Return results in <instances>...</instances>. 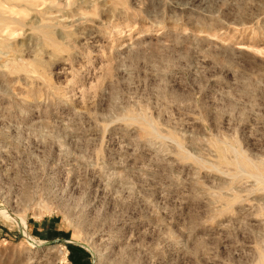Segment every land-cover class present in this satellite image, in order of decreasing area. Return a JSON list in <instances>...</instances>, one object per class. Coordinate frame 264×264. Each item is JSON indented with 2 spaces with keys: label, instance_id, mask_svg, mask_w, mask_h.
<instances>
[{
  "label": "rangeland",
  "instance_id": "rangeland-1",
  "mask_svg": "<svg viewBox=\"0 0 264 264\" xmlns=\"http://www.w3.org/2000/svg\"><path fill=\"white\" fill-rule=\"evenodd\" d=\"M0 264H264V0H0Z\"/></svg>",
  "mask_w": 264,
  "mask_h": 264
},
{
  "label": "bare ground",
  "instance_id": "bare-ground-1",
  "mask_svg": "<svg viewBox=\"0 0 264 264\" xmlns=\"http://www.w3.org/2000/svg\"><path fill=\"white\" fill-rule=\"evenodd\" d=\"M3 4H4V3H3ZM42 14H43V13H42ZM45 15H46V14H45ZM4 18H5V17H4ZM8 19H10V18H8ZM39 19H41V18H39ZM43 19H44V18H43ZM1 21H2V19H1ZM33 21H34V20H33ZM34 22H35V21H34ZM37 22H38V21H37ZM17 23H18V22H17ZM38 23H39V22H38ZM44 23H45V22H44ZM19 24H20V23H19ZM39 24L41 25V23H39ZM35 25H36V23H35ZM35 25H34V26H35ZM40 25H39V26H40ZM22 26H23V25H22ZM22 26H21V27H22ZM37 26H38V25H37ZM39 26H38V27H39ZM44 26H45V25H44ZM23 27H24V26H23ZM35 27H36V26H35ZM38 27H36L35 29L37 30ZM40 27H41V26H40ZM42 28H43V27H42ZM45 28H46V27H45ZM35 29H34V30H35ZM42 30H43V29H42ZM44 30H45V29H44ZM39 31L41 32V29H40ZM45 31H46V30H45ZM40 32H39V33H40ZM35 33H36V31H35ZM36 34H38V33H36ZM40 34H41V33H40ZM32 35H33V34H32ZM43 35H44V33H43ZM44 37H45V35H44L42 38H44ZM33 38H34V37H33ZM47 38H48V37H47ZM35 39H36V38H35ZM33 40H34V39H33ZM42 40H43V39H42ZM46 41H48V40L46 39ZM34 42H35V41H34ZM37 45H38V44H37ZM11 57H12V56H11ZM7 68H8V67H7Z\"/></svg>",
  "mask_w": 264,
  "mask_h": 264
},
{
  "label": "crops",
  "instance_id": "crops-1",
  "mask_svg": "<svg viewBox=\"0 0 264 264\" xmlns=\"http://www.w3.org/2000/svg\"><path fill=\"white\" fill-rule=\"evenodd\" d=\"M72 249H74L75 250V248H72ZM77 251H79V250H77ZM83 256H84V253H82L81 251H79Z\"/></svg>",
  "mask_w": 264,
  "mask_h": 264
}]
</instances>
